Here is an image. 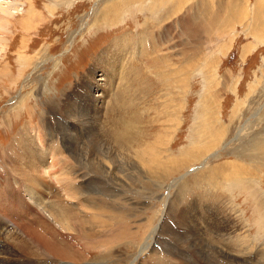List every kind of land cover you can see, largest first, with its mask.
I'll use <instances>...</instances> for the list:
<instances>
[{
    "label": "rangeland",
    "instance_id": "1",
    "mask_svg": "<svg viewBox=\"0 0 264 264\" xmlns=\"http://www.w3.org/2000/svg\"><path fill=\"white\" fill-rule=\"evenodd\" d=\"M196 1L180 9L178 0H0L1 8L12 2L19 12L0 47V264H264V13L252 25L256 0ZM232 3L240 22L227 21ZM123 37L134 44L146 38L128 65L141 72L144 98L109 114L110 100L94 91L100 101L90 102L100 112L83 117L75 95L87 82L105 87L102 72H88ZM147 56L155 65L145 69ZM124 124L133 151L158 136L161 149L153 155L170 175H146L133 154L119 151L115 136H105L125 135ZM22 134L28 137L22 149L15 146L21 158L14 160L23 169L34 160L49 163L47 139H57L81 189L66 195L62 178L29 183L12 173L9 147ZM24 148L37 154L26 156ZM49 199L53 210L58 199L71 208L59 215L67 229L48 220ZM77 212L95 238L85 237ZM41 222L48 224L43 230ZM29 230L42 241L39 261L25 257L37 250Z\"/></svg>",
    "mask_w": 264,
    "mask_h": 264
},
{
    "label": "bare ground",
    "instance_id": "2",
    "mask_svg": "<svg viewBox=\"0 0 264 264\" xmlns=\"http://www.w3.org/2000/svg\"><path fill=\"white\" fill-rule=\"evenodd\" d=\"M133 1V0H132ZM165 1V0H164ZM190 0H178V3H179V6H180V9H181V7H184L185 5H186V3H188ZM131 2V1H130ZM142 2V1H141ZM196 2H198V0L196 1ZM7 3V2H6ZM10 3L11 4H13L12 2H9V5H10ZM8 4V3H7ZM233 5L231 6V7H233V9L232 10H230V7H229V9H228V12H229V14H228V16L229 17H227L228 18V20L227 21H233V20H235V21H239L240 22V19H241V11L240 10H237V9H239L238 8V6L237 5H235L234 6V3H232ZM1 5V4H0ZM9 5H8V7H0V47L2 48V51H4V49H5V47L7 46V43H6V37H5V35L7 34V31L9 30L7 27H9V25L11 24L10 23V20L14 17V15L15 14H17V13H19V12H17L16 11V13H13V11L15 10V8H12V7H9ZM173 5V4H172ZM195 4L193 3V6H194ZM255 5H256V9H254L253 11V15L251 16V23H252V25H254V21H253V16L255 15L256 17H258V16H261L264 12H263V8H262V6H263V1H261V0H256V2H255ZM14 6V5H13ZM16 6V5H15ZM18 6V5H17ZM19 7H20V5H19ZM169 7V6H168ZM195 7H196V5H195ZM200 8V5L199 6H197V9L199 10V8ZM179 8V7H178ZM191 8V7H190ZM32 8H30V10H31ZM179 9V10H180ZM186 9V8H185ZM201 9V8H200ZM34 10V9H33ZM33 10L32 11H30L31 12V15L29 14V16H30V22H28L27 21V25L30 27H33L34 26V23H35V20L33 19V17L35 16L34 15V13L35 12H33ZM183 10V9H182ZM196 10V9H195ZM175 11V10H174ZM178 11V10H177ZM177 11H175V12H177ZM21 12H22V10H21ZM178 12H180V11H178ZM186 12V11H185ZM190 12V11H189ZM18 15H22V14H18ZM28 16V15H27ZM165 16V15H164ZM167 16V15H166ZM168 17V16H167ZM177 17V16H176ZM184 16H182L181 18H183ZM201 17H202V19L204 20V18H203V15L201 14ZM233 17L234 18H236V19H233ZM255 17V18H256ZM207 18V17H206ZM254 18V19H255ZM162 19V18H161ZM164 19V18H163ZM169 19H170V17H169ZM211 20V19H210ZM212 21H213V18H212ZM164 22V21H163ZM205 24H207V21H206V23ZM208 25V24H207ZM141 37V36H140ZM138 40V39H137ZM133 41H131V43L129 42V40H128V38H120V39H118V40H114L103 52H101V54L95 59V61H94V66L92 67V69L88 72L89 73V75H91V76H93L94 75V73L96 72V71H100V72H102V77L103 78H101V80H104V81H106V85H105V87H102L101 85H98L97 84V82H94L95 84H92V83H90V84H87V83H89V82H87V83H85V87L82 89V93L80 92V93H78L79 95H80V97H81V99H80V97L79 96H77L76 97V95H75V101H76V103L81 107V109L80 110H84V109H86V111L85 112H83V111H81V114H82V116H83V114L87 117L88 115H89V111L93 114V115H97L100 111H99V106H98V103H94V102H90L91 100H94L95 101V97L96 98H98V96H94L95 94H91L92 92L94 93V91H98V90H100V91H102L103 92V95H106L107 97H108V100H110L109 102H107V104H106V109H105V112H107V113H109V114H111L112 112L113 113H115V114H119V112H121V111H125L124 109H127V108H130V107H132V105L134 106L135 104V102L137 101V102H140L141 100H142V97L145 95V91H146V87H144V85H143V82L141 81L140 82V76H141V72L138 70H132V67L133 66H128L129 64H131V63H133V61H134V56H133V54H134V51L135 50H139L138 49V47L140 48V50H141V47L144 45V44H146V38L144 37V39L142 38L137 44H134V43H132ZM148 43H152V38L149 36V41H148ZM149 46V45H148ZM149 47H151V45L149 46ZM146 48V47H145ZM1 50V49H0ZM139 55H140V58L139 59H137L138 60V62L139 61H141V55H142V51L139 53ZM136 59V58H135ZM137 62V61H136ZM135 62V63H136ZM137 62V63H138ZM119 63V67H117V64ZM143 63H144V65H145V69H146V67L148 66V65H151V66H154L155 65V60L154 59H151V56H147V58L143 61ZM139 64V63H138ZM130 67H131V69H130ZM139 67V66H138ZM144 69V70H145ZM128 71H129V73H128ZM143 76V75H142ZM83 81L84 80H82V82L81 83H83ZM113 84H114V86H113ZM168 85H169V83H168ZM162 86V85H161ZM164 86H165V88H166V86H167V84H166V82L164 83ZM84 90V91H83ZM112 93V95L110 96V94ZM144 98V97H143ZM99 99V98H98ZM98 99H96V101H100V100H98ZM79 100V102H77ZM95 101V102H96ZM65 106V105H64ZM167 105L165 104V107H166ZM63 107V106H62ZM57 108H59V107H57ZM74 108H75V105H74ZM75 111V110H74ZM114 111H117V112H114ZM141 112V111H140ZM78 113H80V112H77V115H78ZM128 113V112H127ZM104 115H105V113H104ZM108 115V114H107ZM136 115V114H135ZM168 115V114H167ZM124 116V115H123ZM128 116V115H127ZM77 117V116H76ZM84 117V116H83ZM82 118V117H81ZM90 120L91 119H93V120H95V118L96 117H92L91 115H90ZM103 118H104V116H103ZM128 118V117H127ZM136 119V118H135ZM123 120V119H122ZM65 121V120H64ZM83 121H84V119H83ZM119 121V120H118ZM150 121V120H149ZM126 122V121H125ZM80 124H83V122H82V120H81V122H79ZM130 123V122H129ZM88 124V123H87ZM104 124V123H103ZM115 124H116V122H115ZM114 124V125H115ZM95 125V124H94ZM102 125V124H101ZM132 125V124H131ZM62 126V125H61ZM117 126V125H116ZM130 126V125H129ZM129 126H127V124H124V128L122 127V129H123V131H124V133H125V135L124 134H119L117 131H119V130H114V131H116V132H110V131H108L107 130V132L105 131V136H107V135H109V134H111V136L113 137V136H115V139H113L115 142H113V143H116L115 145L116 146H118L119 147V151L121 150V151H127V152H130L131 154H133V157H134V160L137 162V163H139V164H141V166H142V170H143V172L144 173H146V175H148V176H154V177H164V176H166V175H170V173L172 172L171 171V168H169V167H167L166 166V163L165 162H161L160 160H159V157L160 156H158L157 155V157H155L156 155H153L154 153H156L155 152V149L156 148H158V149H161V148H159L158 147V145H160V143L158 142L159 140H158V136L155 138V141L153 142H150V143H148L147 145H143V146H141V144H138L139 146H141V147H139L138 145H137V148L138 149H136V150H134L133 151V149H132V147H130V145H129V143H126V142H128V141H130L129 140V138L128 137H126V140H124L123 138H124V136H126L127 134H128V127ZM59 127V126H58ZM63 127V126H62ZM94 127V126H93ZM118 127V126H117ZM121 127V126H120ZM146 127V126H145ZM165 127V126H164ZM103 128V127H102ZM107 128V127H106ZM115 128V127H114ZM166 128V127H165ZM65 129H67V130H69L70 129V126L68 125ZM88 129V128H87ZM130 129V128H129ZM59 130V129H58ZM97 130V129H96ZM111 130V129H110ZM62 132V131H61ZM68 132V131H67ZM102 133L104 132V131H101ZM141 132V131H140ZM51 133V132H50ZM107 133V134H106ZM26 134H27V132H26ZM54 134V133H53ZM52 134V135H53ZM56 134H57V132H56ZM165 134V133H164ZM25 135V134H24ZM23 134H22V136H19L18 137V139H17V141L12 145V146H10L9 147V150H10V152H11V158L10 159H7V163H9L8 165H9V170H11V172L12 173H17V174H20L21 175V178L26 182H29L30 183V181H28V178L29 177H34V178H37L36 179V181L39 179L40 181H41V183L42 182H44V179H45V177H48V178H50L51 179V181H52V178L51 177H56V178H54V180H57V178H62L61 180H59V182L62 184V189L66 192V195H71V194H73L74 192H76V190L77 191H79L78 189H75V187H74V184H73V182H74V180H72L71 179V177L72 176H74L75 174L74 173H76L75 171H74V169L73 168H70L69 170H67L68 169V167H69V165H68V163L62 158V150L63 149H61L60 148V146L58 147L57 145H55L54 146V142L57 140V139H55V141H53V142H51V140L48 138L47 139V142H49L50 141V143H52V145H51V153L49 152V158H50V162L49 163H47L46 165H41V163L39 164L38 162H37V160H34V161H31V162H28L27 164H25V167H27V169H23L21 166H20V164H19V162H17V161H15L14 160V157H17V158H21V157H19V156H17L18 155V153H17V155H15L16 154V151H20L19 150V148H18V150L16 149L17 147H15V146H18V145H21V149H22V146L23 145H25V139H23V138H25V137H28V136H30V135H25L24 136ZM64 135V134H63ZM69 135H70V133H69ZM68 135V136H69ZM24 136V137H23ZM60 136V135H59ZM32 137V136H31ZM53 137V136H52ZM51 137V138H52ZM56 137V136H55ZM67 137V136H66ZM162 137V136H161ZM160 137V138H161ZM54 138V137H53ZM75 138V137H74ZM94 138V137H93ZM60 139V138H59ZM66 139V138H65ZM165 139V138H164ZM62 140V139H61ZM64 140V139H63ZM31 141V140H30ZM33 142L35 141V139H33L32 140ZM56 142H58V141H56ZM65 142V141H64ZM42 143H44V142H42ZM77 143V142H76ZM47 144V143H46ZM121 145V146H120ZM164 145H165V143H164ZM29 146H31V145H29ZM49 147V146H48ZM57 149V150H56ZM65 149V148H64ZM56 150V151H55ZM42 151V150H41ZM46 151V150H45ZM64 151V150H63ZM22 152H23V154L24 155H26V156H29V155H36L37 153L36 152H33V151H31V150H28V149H26V148H24V150H22ZM43 152V151H42ZM129 153V154H130ZM20 154V153H19ZM46 154H47V152H46ZM21 155V154H20ZM42 155V154H41ZM153 155V156H152ZM39 156V155H38ZM7 158V157H6ZM26 158V157H25ZM43 158V157H42ZM37 159H38V157H37ZM20 159H18V161H19ZM22 160V159H21ZM29 160V159H28ZM45 160V159H44ZM64 160V161H63ZM25 161V160H24ZM46 161V160H45ZM163 161V160H162ZM43 162V161H42ZM48 162V161H47ZM23 163V162H22ZM26 163V162H25ZM34 163V164H33ZM261 164H263L264 165V162L263 161H261L260 162ZM24 164V163H23ZM263 165H261V166H263ZM67 166V167H66ZM171 167V166H170ZM225 167V166H224ZM223 167V168H224ZM264 167V166H263ZM173 168V167H172ZM238 169V168H237ZM237 169H235V171L237 170ZM178 169H175L174 170V172L173 173H175V171H177ZM240 170H241V167H240ZM171 171V172H170ZM11 173V174H12ZM226 173V172H225ZM236 173V172H235ZM237 174V173H236ZM225 175V174H224ZM238 175H239V173H238ZM243 175V174H242ZM229 176V175H228ZM6 177V176H5ZM9 177V176H8ZM14 177V176H13ZM16 177H18L19 178V176H17L16 175ZM101 177V176H100ZM232 177H237L234 173H232ZM73 178V177H72ZM238 178V177H237ZM20 179V178H19ZM21 180V179H20ZM33 180V179H32ZM31 180V181H32ZM53 180V181H54ZM21 182H22V180H21ZM240 182H242V181H240ZM19 183V182H18ZM17 183V184H18ZM32 183V182H31ZM35 182H33V185H35L34 184ZM50 183V182H49ZM48 183V184H49ZM52 183V182H51ZM5 184V183H4ZM4 184H2V186L4 185ZM21 184V183H20ZM6 185V184H5ZM4 185V186H5ZM22 185H24V184H22ZM31 185V184H30ZM32 185V186H33ZM8 186H10V185H8L7 184V187ZM35 186H37V183H36V185ZM46 186V184L45 185H42V186H40L41 187V189L43 188V187H45ZM60 186V185H59ZM39 187V188H40ZM21 188V186L20 185H18V186H16L15 187V189H20ZM35 188V187H34ZM38 188V189H39ZM23 189V188H22ZM37 189V190H38ZM40 189V190H41ZM28 190V189H27ZM35 190H36V188H35ZM1 191V190H0ZM28 192V191H27ZM40 192H42V191H40ZM3 194V193H2ZM30 194V193H29ZM31 195V194H30ZM48 195V194H47ZM27 196V195H26ZM65 196V195H64ZM28 197H29V195H28ZM46 197V194H43V193H40V196H36V198H38L39 199V201L41 202V206H40V210L41 209H43L44 208V200H43V198H45ZM56 197V196H55ZM77 197H79V196H77ZM12 198H14V196L12 197ZM11 198V199H12ZM31 198L32 199H35V196L33 195V196H31ZM10 199V200H11ZM55 199V198H54ZM17 200L18 201H21V198L20 197H18L17 198ZM76 200V199H75ZM9 201V200H8ZM30 201H32V200H30ZM84 201V200H83ZM29 203V202H28ZM53 202H52V200H50L49 199V201L47 200V206H49V209H50V207H51V209H52V212H50L49 211V215H47V217H48V220L49 221H53L54 223H57L59 226H61L62 228H64V229H67L66 227V223L65 222H63V219L62 220H60L59 218L60 217H62L63 216V214H65V213H67L65 210L66 209H68V211H70L71 210V208L70 207H68V208H66V207H64L63 206V201H61V199H58V201L56 202V203H54L57 207L53 210V208H52V206H53V204H52ZM85 203V202H84ZM83 203V204H84ZM88 203V202H87ZM75 204V203H74ZM78 205H76V207H77ZM85 206H87V205H85ZM36 207V206H35ZM76 207H75V209H76ZM89 207H95V208H98L97 207V205H91V204H89L86 208H89ZM78 208V207H77ZM38 209V208H37ZM70 209V210H69ZM72 209H74V208H72ZM80 210V209H79ZM84 210V209H83ZM125 210V209H124ZM46 211V210H45ZM61 212H62V215H61ZM64 212V213H63ZM82 212V211H81ZM44 213V212H43ZM70 213V212H69ZM69 213H67V214H69ZM16 214V213H15ZM71 214V213H70ZM72 214H73V212H72ZM75 214H76V211H75ZM74 214V215H75ZM77 214H78V212H77ZM17 215V214H16ZM59 215H60V217H59ZM64 216H66V215H64ZM68 216V215H67ZM71 216H69V218H70ZM76 217V220H78L77 219V217H79V214H78V216H75ZM68 217H67V219H69ZM83 218V217H82ZM94 218V217H93ZM17 219V218H16ZM66 219V218H65ZM65 220V221H70L71 220V218H70V220ZM72 219H75V218H72ZM95 220V219H94ZM10 221V220H9ZM18 221V220H17ZM108 221V220H107ZM18 222H20V221H18ZM17 222V223H18ZM93 222V221H92ZM109 222V221H108ZM14 223V222H13ZM78 223H80V227L84 230V234H85V237L86 238H95V234L94 233H92L90 230H92V229H90L89 230V228H88V226H89V222L88 221H86V220H78ZM95 223V222H94ZM28 224V223H27ZM26 224V225H27ZM31 224L32 225H30V227L29 226H27L26 227V225L24 224L23 225V227H25V229H30L32 226H33V223L31 222ZM35 225V224H34ZM41 229L40 230H43L42 229V226L43 227H47V225L48 224H46L45 222H41ZM34 227H36V225L34 226ZM33 227V228H34ZM111 227V226H110ZM20 227H18V229H19ZM38 228V227H37ZM48 229V228H47ZM46 229V230H47ZM51 229V228H50ZM61 229V228H60ZM68 229H69V227H68ZM21 230V229H20ZM23 230V229H22ZM40 230L38 231L37 229H36V231L35 232H37V233H39L40 232ZM50 231V230H49ZM29 233H30V237L33 239V244H32V246L34 245L36 248H37V252L36 251H34V250H31L32 252H30L29 251V249L27 250L26 248V252H25V257L26 258H30L31 260L32 259H37L36 261H39V257L41 256V253H39V251H38V249H40V247H41V243H42V241H41V239H38L37 238V234L35 233L34 235H32L33 234V232L31 231V230H29L28 231ZM46 232V231H45ZM125 232V231H124ZM19 236V235H18ZM99 236V235H98ZM21 239V238H20ZM43 239V238H42ZM24 242V241H23ZM89 242V241H88ZM27 245V244H26ZM83 245H86L87 247L85 248V249H88V247H90V245H88L87 244V242H84L83 243ZM28 246V245H27ZM26 246V247H27ZM34 246H33V248H34ZM30 247H31V245H30ZM243 246L241 245L240 246V248H242ZM29 248V247H28ZM32 248V247H31ZM24 249V250H25ZM83 249V248H82ZM14 253V252H13ZM166 259V258H165ZM164 259V260H165ZM18 263V262H17ZM182 264V263H181Z\"/></svg>",
    "mask_w": 264,
    "mask_h": 264
}]
</instances>
